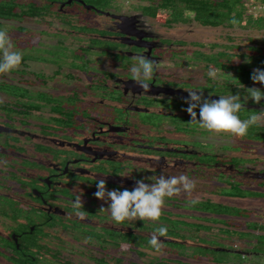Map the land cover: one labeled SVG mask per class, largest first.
Here are the masks:
<instances>
[{
	"label": "flooded vegetation",
	"instance_id": "flooded-vegetation-1",
	"mask_svg": "<svg viewBox=\"0 0 264 264\" xmlns=\"http://www.w3.org/2000/svg\"><path fill=\"white\" fill-rule=\"evenodd\" d=\"M4 1L11 15L0 16V30L23 59L0 75V264L191 259L164 246L159 253L145 250L160 226L168 229L163 244L235 252L204 245L206 236L195 238L189 223L176 227L160 218L116 225L99 211L110 201L94 193L99 179L106 190L123 191L160 175L194 180L191 194L174 199L206 197L207 181H245L250 188L264 182V158L250 152L264 142L209 133L181 110L187 91L211 99L239 93L242 101L255 85L264 91L249 78H234L241 68H258L241 67L244 59L264 55V0H36L33 14V0ZM137 56L155 62L150 93L132 80ZM209 66L217 70L215 80ZM254 105L249 99L241 120L262 114ZM258 124L264 129V121ZM77 196L83 221L72 209ZM171 198L164 216L174 209ZM236 251L264 258V252Z\"/></svg>",
	"mask_w": 264,
	"mask_h": 264
},
{
	"label": "clouds",
	"instance_id": "clouds-1",
	"mask_svg": "<svg viewBox=\"0 0 264 264\" xmlns=\"http://www.w3.org/2000/svg\"><path fill=\"white\" fill-rule=\"evenodd\" d=\"M233 26L238 22L233 18ZM22 54L14 50V45L6 30H0V75L10 73L19 68L22 62ZM136 63L130 71L132 80L142 89V93H150L151 87L147 81L153 79L156 71L155 62L145 56L134 57ZM207 75L215 80L217 70L209 66ZM254 84L264 85V70L257 68L251 74ZM249 95L243 101L239 93L229 96H219V99L205 97L203 93L187 91L184 104L187 107L181 109L190 117L188 123L197 124L200 129L215 135L230 134L235 138H242L247 135L251 125L257 124L260 117L252 115L250 118L241 120L239 113L245 108L248 100L259 105L264 100V92L259 88H249ZM198 109V111H197ZM264 114V110H262ZM153 183H146L144 178L135 180L131 190L125 188L123 191L113 189L106 190V182L99 179L96 182V192L94 196L100 201L108 203L105 209L101 207L100 212L107 211L116 225L123 224L125 221H158L162 215L165 198L180 195L182 192L191 194L195 188L194 180H190L186 175L165 177L160 175L158 178L151 177ZM194 203V201H193ZM84 205L80 196H77L72 203L74 215L81 221L86 219L85 212L82 211ZM168 229L165 226L158 227L150 237L149 244L156 252H161L163 242L161 237H167Z\"/></svg>",
	"mask_w": 264,
	"mask_h": 264
},
{
	"label": "trees",
	"instance_id": "trees-1",
	"mask_svg": "<svg viewBox=\"0 0 264 264\" xmlns=\"http://www.w3.org/2000/svg\"><path fill=\"white\" fill-rule=\"evenodd\" d=\"M17 2L19 0H16ZM22 1V0H21ZM32 2V14L34 10H39L36 0ZM23 4V2H21ZM9 2L0 0V16L8 17L11 13L8 10ZM24 8V5L21 6ZM22 13H25L23 10ZM18 17V12L14 14ZM264 66V55H258ZM264 68V67H263ZM243 71L244 69H240ZM242 88V87H241ZM256 115H259L256 113ZM248 116H245L247 118ZM264 118V117H263ZM261 129L259 124L251 125ZM263 129V128H262ZM260 137L254 139V134H250L249 130L245 139L252 141L264 142V129ZM257 136H255L256 138ZM264 154V152H262ZM261 156V155H258ZM264 158V156H261ZM259 160V157H256ZM207 181L206 190L208 191L206 197L201 198H171L175 202L171 203L174 206L172 213L166 216L161 215V221L171 222L177 227L180 224L189 223V227L194 229V237H200L204 234L206 237L209 233L218 234L219 237L228 245L236 250H244L260 254L264 252V182L254 183L255 188H250L251 184L245 181L236 183H218ZM238 190H236V188ZM253 200V201H252ZM194 201V203H193ZM171 216L168 219L167 216ZM177 223H179L177 225ZM190 223H194L191 225ZM197 227V228H195ZM245 235H248L247 237ZM186 237V235H183ZM209 236V235H208ZM228 238V239H227ZM207 240V239H206ZM194 241V240H193ZM206 241L204 245L208 246ZM196 243V242H195ZM169 252L175 251L183 257H190L191 259L185 260L186 262L177 261V264H237L238 262L222 261L209 259L207 256L208 251L212 249L199 248L189 245L180 244L179 242H170L163 244ZM178 247L177 250L175 247ZM184 248L182 251L181 248ZM191 247V251L186 252ZM219 247V246H216ZM225 248V246H224ZM153 249L151 246H145V250ZM221 252V251H217ZM222 253H226L223 252ZM238 252L237 254H239ZM143 254H146L145 252ZM241 254V253H240ZM256 260L251 258L250 261Z\"/></svg>",
	"mask_w": 264,
	"mask_h": 264
},
{
	"label": "rangeland",
	"instance_id": "rangeland-1",
	"mask_svg": "<svg viewBox=\"0 0 264 264\" xmlns=\"http://www.w3.org/2000/svg\"><path fill=\"white\" fill-rule=\"evenodd\" d=\"M242 17L243 16H241V18ZM261 61H262V59L259 56L247 58V59H244V61L242 63L243 66H241V67H253L254 66V67H258V68H263L264 66L261 63ZM251 74H252L251 72H247L246 70H243V71L239 70L237 72V74L234 76V78H238V79H240V82H242V81H244V79H248V78L251 79L250 78ZM255 88H259L262 91V88L259 87V85H255ZM262 92H264V91H262ZM258 116L260 117V119H259L260 123H262V121H264V118H263L264 116L262 114H259ZM259 121L257 123H259ZM248 130H249L250 134H254V136H253L254 139H257L258 137H260L258 134H260V132L263 131V129H258L257 127H254V126H250ZM255 136H257V137L255 138ZM256 151H258V152H256ZM256 151L251 150V152L255 153V157L261 158V156H264V154L262 153V152H264V148H262V149L261 148L260 149L257 148ZM258 155H261V156H258ZM240 163L242 164L244 162L240 161ZM178 224L179 223H177V225ZM208 235L206 237L207 240L205 242L208 246L213 247V248L216 247V246H219V248H224V246H225V248H226L228 246L219 237L218 234L209 233ZM245 236L247 237L248 235H245ZM175 248L177 250H179V248L177 246ZM183 249L184 248L182 247L180 250L182 251ZM189 251L192 252L191 247L186 250V252H189ZM240 255L241 254H237L235 252H233V253H230V252L222 253V252H217L215 250H213V251L209 250L208 253H207V256H208L209 259L218 260L219 262L230 261V262H234V263H236V262L250 263V259L241 258ZM252 262L264 263V258L252 260Z\"/></svg>",
	"mask_w": 264,
	"mask_h": 264
},
{
	"label": "water",
	"instance_id": "water-1",
	"mask_svg": "<svg viewBox=\"0 0 264 264\" xmlns=\"http://www.w3.org/2000/svg\"><path fill=\"white\" fill-rule=\"evenodd\" d=\"M262 103H264V101H262ZM252 109H257V110H264V107L263 108H260V107H258V105L257 104H255L254 106H252L251 107ZM216 250H218V251H225L224 249H216Z\"/></svg>",
	"mask_w": 264,
	"mask_h": 264
},
{
	"label": "crops",
	"instance_id": "crops-1",
	"mask_svg": "<svg viewBox=\"0 0 264 264\" xmlns=\"http://www.w3.org/2000/svg\"><path fill=\"white\" fill-rule=\"evenodd\" d=\"M257 149V148H256ZM251 152V151H250ZM256 152H258V151H256Z\"/></svg>",
	"mask_w": 264,
	"mask_h": 264
}]
</instances>
